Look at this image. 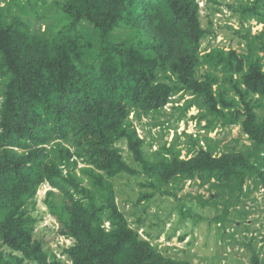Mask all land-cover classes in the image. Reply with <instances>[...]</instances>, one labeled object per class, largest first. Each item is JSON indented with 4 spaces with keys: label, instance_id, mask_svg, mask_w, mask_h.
<instances>
[{
    "label": "trees",
    "instance_id": "trees-1",
    "mask_svg": "<svg viewBox=\"0 0 264 264\" xmlns=\"http://www.w3.org/2000/svg\"><path fill=\"white\" fill-rule=\"evenodd\" d=\"M39 1L0 0V264H193L160 250L161 233L142 236L145 219L134 227L121 209L115 179L141 176L136 206L157 194L178 199L187 181L208 185L197 199L216 209L210 223L247 247L249 264H264L262 226L247 232L248 200L264 186V0H55L50 11ZM222 4L238 19L228 26L242 51L211 43ZM252 20L263 25L255 34ZM177 96L189 98L166 128L191 118L204 134L185 133L184 147L178 133L154 139L153 150L136 121L169 123L156 115ZM236 125L233 145L209 135ZM46 183L42 202L69 245L37 234Z\"/></svg>",
    "mask_w": 264,
    "mask_h": 264
},
{
    "label": "rangeland",
    "instance_id": "rangeland-1",
    "mask_svg": "<svg viewBox=\"0 0 264 264\" xmlns=\"http://www.w3.org/2000/svg\"><path fill=\"white\" fill-rule=\"evenodd\" d=\"M26 0H22L25 4ZM55 0H46V4L39 1V6L46 10L55 5ZM224 2H229L233 0H223ZM213 4L212 2H210ZM5 2H2V5ZM201 7L204 5V2H200ZM222 12L213 15L214 28L218 32L217 37L211 43L216 45L220 43L225 45L228 49L232 46L238 51H242L241 47L244 46L241 37L237 35L233 29H230L228 25H233L234 28H239L238 19L235 17H230V11L227 6L222 4L220 5ZM203 8V7H202ZM12 11H18V7L12 5ZM204 9V8H203ZM210 10V9H209ZM211 11V10H210ZM202 20L204 24H207L208 19L206 16V9L202 10ZM252 34L257 33L263 27L262 24L256 23L252 20ZM45 29V26H42V30ZM189 96H185V99ZM185 99L177 96L174 99V102L167 104L165 108V113L157 114V120L161 123L164 120L169 118V123L161 124L160 126H154L152 118L145 116L141 121H136L137 130L141 137H146L147 141L157 139L159 141L167 140L169 143L174 138L175 134L178 133L179 143L181 147H184L187 143L188 137L185 133H192L193 135L204 134V130L201 129V126L198 124L196 119H191L186 122L184 120L180 121L177 129L166 128L168 125H176L175 118L179 115L178 105H182ZM179 101V102H176ZM199 112L196 106H193L189 112L188 117L191 115H196ZM131 117H134V113L131 114ZM141 123V124H140ZM151 123V124H149ZM201 125H204V121ZM144 126V128H142ZM221 126L217 127L215 130L210 132V136L216 139H223V143L235 144L234 138H237L241 133L240 126L231 127V131L228 129L220 130ZM219 130V131H218ZM163 137V138H162ZM241 139L248 143L247 135H241ZM155 141V140H154ZM153 150L158 147L157 141L154 142ZM123 154L128 161H132V154L127 148V145H122ZM183 156L185 155V150H183ZM128 176V175H125ZM141 177H130V178H118L115 179V189L117 192V198L121 209L126 213L129 222L132 226L137 227L139 218L143 217L145 219L144 230L141 229L140 233L145 237V232L148 231L151 234L161 233L160 238L154 243H158V248L163 252L174 256L189 259L193 264H219L221 258L222 264H249V257L251 252L247 249L245 245H240L238 242H234L228 230L224 231V228H221L215 222L210 223V218L215 215V208H205L198 203L197 195L202 194L207 197L210 193L208 185L201 187L194 182L187 181L184 185L182 191H179L178 199L173 197H166L164 195L157 194L151 199H145L143 202L139 203L137 206L135 203L141 193L145 191L146 188L136 184L137 181L142 180ZM130 184V185H127ZM49 185H43L38 190L36 198L38 199V210L35 211L36 214L43 216V220L37 228V234L39 237H44L52 247L57 248L59 241H62L61 235H58L55 231L57 228V223L55 222L54 217L47 214L46 206L43 204L42 200L45 197V191L49 189ZM257 194H251V197H255L257 200H251L249 198L248 203L251 206H256L254 214L249 215L247 223H251L250 229L247 230L248 234L251 236L255 227L262 226V232H256L255 235L258 237L257 247L260 255L264 254V226L262 218V205ZM260 196V195H259ZM185 204L189 207L186 211L189 214L183 217L180 214V206ZM222 207V206H221ZM235 218L243 220L242 213H236ZM253 221L254 224H253ZM257 222V223H256ZM106 227H109V222L105 223ZM233 231L232 228L230 232ZM224 232V234H222ZM185 235L184 239L181 240V236ZM170 236V240L167 238ZM237 237V236H236ZM218 239V240H217ZM65 241V240H64ZM217 241V242H216ZM65 243H70L68 240ZM231 243V244H229ZM60 245V244H59Z\"/></svg>",
    "mask_w": 264,
    "mask_h": 264
},
{
    "label": "built area",
    "instance_id": "built-area-1",
    "mask_svg": "<svg viewBox=\"0 0 264 264\" xmlns=\"http://www.w3.org/2000/svg\"><path fill=\"white\" fill-rule=\"evenodd\" d=\"M256 193H260L259 194L260 196L257 194V198H259V200L261 202L263 201V205H262V215H264V186L263 185H260L259 188L256 190ZM254 207H256V206H254ZM263 239H264V236H263Z\"/></svg>",
    "mask_w": 264,
    "mask_h": 264
},
{
    "label": "clouds",
    "instance_id": "clouds-1",
    "mask_svg": "<svg viewBox=\"0 0 264 264\" xmlns=\"http://www.w3.org/2000/svg\"><path fill=\"white\" fill-rule=\"evenodd\" d=\"M45 185H49L48 183H46ZM50 186V185H49ZM51 188V187H50ZM49 188V189H50ZM49 189H47V190H49ZM47 190L45 191V193L47 192ZM55 219V218H54ZM55 222L57 223V221L55 220ZM57 225H58V223H57ZM58 227V226H57ZM61 237H62V241H59V244L60 245H69V244H71L72 243V239L71 238H68V237H65L64 235H61ZM65 240V241H64ZM70 241V243H65V242H67V241Z\"/></svg>",
    "mask_w": 264,
    "mask_h": 264
}]
</instances>
